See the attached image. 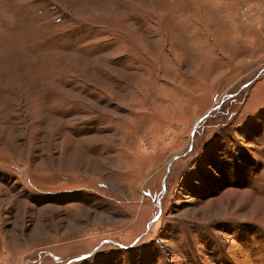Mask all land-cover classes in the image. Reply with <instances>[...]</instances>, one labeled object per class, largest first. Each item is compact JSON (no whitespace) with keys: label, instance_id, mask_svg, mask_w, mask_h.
<instances>
[{"label":"rangeland","instance_id":"obj_1","mask_svg":"<svg viewBox=\"0 0 264 264\" xmlns=\"http://www.w3.org/2000/svg\"><path fill=\"white\" fill-rule=\"evenodd\" d=\"M0 264H264V0H0Z\"/></svg>","mask_w":264,"mask_h":264}]
</instances>
